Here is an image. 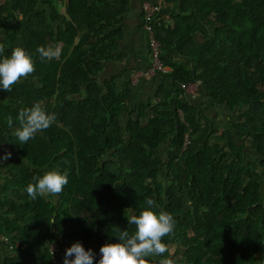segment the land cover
<instances>
[{
  "label": "trees",
  "instance_id": "trees-1",
  "mask_svg": "<svg viewBox=\"0 0 264 264\" xmlns=\"http://www.w3.org/2000/svg\"><path fill=\"white\" fill-rule=\"evenodd\" d=\"M170 3L160 13L168 20L153 26L168 70L155 75L157 102L136 110L132 72L121 90L114 77L99 79L117 57L125 0L0 5V59L19 46L36 69L11 92L0 87V152L12 154L0 172V264H54L52 243L63 264L76 242L98 264L104 244L134 232L126 216L147 198L176 222L169 252L149 264H264V0ZM56 44L59 59L41 62L37 47ZM193 82L227 111L222 125L184 92ZM36 103L56 119L20 145L6 118L17 127L19 111ZM49 170L68 174L63 192L30 198L27 185Z\"/></svg>",
  "mask_w": 264,
  "mask_h": 264
},
{
  "label": "clouds",
  "instance_id": "clouds-1",
  "mask_svg": "<svg viewBox=\"0 0 264 264\" xmlns=\"http://www.w3.org/2000/svg\"><path fill=\"white\" fill-rule=\"evenodd\" d=\"M4 52V45L0 43V54ZM36 52L41 62L59 59L61 46L48 45L38 46ZM35 64L32 56L22 47H15L10 56L0 59V87L4 91L11 92L13 86L26 79L35 72ZM56 117L49 114L40 103L31 107L23 108L16 118L17 127H14L12 116L6 118L9 129H13L14 135L20 145L27 144L34 139L37 133L48 129ZM11 152L0 158V163L11 157ZM25 189L32 199L37 197H58L68 184V174L58 170L46 171L42 176L33 177ZM147 205L139 214L126 216L129 225H134L132 234L122 230L116 236V242H109L100 248L98 264H149V257H164L169 252L168 245L164 242L165 237H172L175 233L176 222L172 214L166 211L157 212L156 200L147 198ZM56 223L54 220L49 224ZM4 240V239H3ZM5 243V241H4ZM74 256V259L72 258ZM95 254L86 250L81 242L74 243L64 255L63 264H94ZM158 264H175L171 258H162Z\"/></svg>",
  "mask_w": 264,
  "mask_h": 264
},
{
  "label": "crops",
  "instance_id": "crops-1",
  "mask_svg": "<svg viewBox=\"0 0 264 264\" xmlns=\"http://www.w3.org/2000/svg\"><path fill=\"white\" fill-rule=\"evenodd\" d=\"M125 1L127 8L120 22L123 37L115 52V56L117 57L113 61L106 62L99 75L100 81L114 77L118 90L122 89L126 79L129 80L127 78L129 73L145 69L149 64L146 32L142 26V3L145 1L153 2L154 0ZM183 62H186V59ZM130 83L128 99H133V103L143 101L150 102L153 105L157 102L155 92L157 91L159 81L156 80L155 76L139 79L135 83L130 81ZM183 90L185 93L191 95V101L198 105L201 114L206 112L207 117L213 119L215 124L222 125L227 111L212 105L211 100L206 96L205 90L199 82H193L188 90ZM5 153L7 152H0V158ZM6 161L4 160L3 163H0V172L3 170L2 166ZM8 252L9 249L7 247H1V254H8Z\"/></svg>",
  "mask_w": 264,
  "mask_h": 264
},
{
  "label": "built area",
  "instance_id": "built-area-1",
  "mask_svg": "<svg viewBox=\"0 0 264 264\" xmlns=\"http://www.w3.org/2000/svg\"><path fill=\"white\" fill-rule=\"evenodd\" d=\"M4 3V0H0V5ZM171 3L170 0H154L153 2H143L142 3V26L147 35L148 44V55L149 64L145 69H139L133 71L129 79L131 82H136L139 79L146 77H153L160 73H164L168 70V67L164 64L161 59V47L158 39L155 36V31L153 29L154 21H159L162 19V11L168 10ZM182 89L188 90L191 83L182 84ZM4 241H7L6 237H3ZM60 247L57 243H52L49 246V251L53 257V263L58 264L57 255L59 254Z\"/></svg>",
  "mask_w": 264,
  "mask_h": 264
},
{
  "label": "rangeland",
  "instance_id": "rangeland-1",
  "mask_svg": "<svg viewBox=\"0 0 264 264\" xmlns=\"http://www.w3.org/2000/svg\"><path fill=\"white\" fill-rule=\"evenodd\" d=\"M170 6H171V5H170ZM168 9H169V8H168ZM167 11H168V10H167ZM162 19H163L164 21L168 19V14H167V12L163 14ZM141 102H142V101H141ZM139 103H140V102H139ZM139 103H133V105L131 106V109L134 108V110H136L137 107H138V105H139ZM181 116H182V115H181ZM127 117H128V116H127L126 114H123V115H122V122H123V123H125ZM220 131H221V130H218L217 133H220ZM250 153H251V151H250ZM247 154H249V151L247 152ZM163 172H164V171H163ZM163 172L161 173V178H162V180H164ZM165 183L167 184V180H165ZM1 239H2L1 242H4L3 238H1Z\"/></svg>",
  "mask_w": 264,
  "mask_h": 264
}]
</instances>
